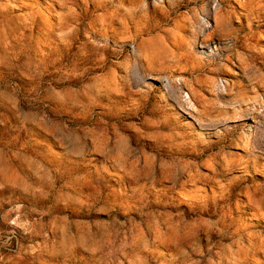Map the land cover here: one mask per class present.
I'll list each match as a JSON object with an SVG mask.
<instances>
[{"label":"rangeland","instance_id":"374dc122","mask_svg":"<svg viewBox=\"0 0 264 264\" xmlns=\"http://www.w3.org/2000/svg\"><path fill=\"white\" fill-rule=\"evenodd\" d=\"M0 264H264V0H0Z\"/></svg>","mask_w":264,"mask_h":264}]
</instances>
